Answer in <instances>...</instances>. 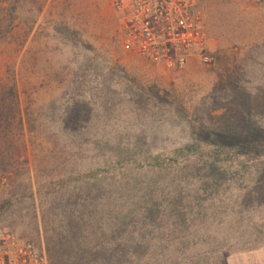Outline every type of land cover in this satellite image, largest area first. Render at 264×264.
Instances as JSON below:
<instances>
[{"label":"rangeland","instance_id":"obj_1","mask_svg":"<svg viewBox=\"0 0 264 264\" xmlns=\"http://www.w3.org/2000/svg\"><path fill=\"white\" fill-rule=\"evenodd\" d=\"M117 1L0 0V74L17 84L23 118L0 133V228L38 248L63 231L67 204L90 205L95 217L84 214L89 233L77 243L96 244L104 243V217L143 206L148 185L158 199L199 188L206 169L187 167L178 149L192 146L201 158L220 152L218 181L229 189L201 191L206 201L240 196L232 193L240 166L251 188L264 172V0H195L203 48L172 64L136 53L130 23L133 12L157 15L152 31L164 39L166 23L178 27L179 2L167 19L165 8L148 11L144 0L135 9V0L123 8ZM208 134L243 141L217 147ZM199 243L188 241L185 254ZM208 252V264H264V244Z\"/></svg>","mask_w":264,"mask_h":264},{"label":"trees","instance_id":"obj_2","mask_svg":"<svg viewBox=\"0 0 264 264\" xmlns=\"http://www.w3.org/2000/svg\"><path fill=\"white\" fill-rule=\"evenodd\" d=\"M16 86L15 82L11 83L0 74V133L7 131V123L12 118L18 119L21 125L23 123ZM258 136L256 132L251 135L255 140ZM206 138L208 144L217 147H232L243 141H232V138L213 134H208ZM234 141L236 144H233ZM192 149V146L178 149L174 152L175 157L181 156L186 166L196 168V171L206 169L203 174L206 181L193 191H187L186 185L179 186L171 193L174 195H163L161 199L153 196L152 186L148 185L149 196L143 206L134 207L125 216H114L109 212L104 217L108 223L102 235L104 243H77L78 239L86 238L89 233L85 228L84 214L89 216L90 205L86 210L85 207L78 209L72 203L67 204L63 210V231L57 238L47 235L44 249L50 264H148L147 261L152 260H156V264H175V260H180L181 264H201L202 261L208 264L211 257L208 249L213 246L217 251L224 250L230 255L234 251H249L264 244V172H255L257 182L251 188L244 182L249 180L246 176L248 173H245L248 168L242 165L238 169V181L241 183H237L232 191H240V196L230 194L231 198L228 199L206 201L201 191L208 193L222 189L223 192L229 189H223V181H218L217 171L223 164L220 163L221 154L214 150L201 158L200 155H192ZM193 158L195 161H192ZM187 192L192 194H187L189 198L185 200ZM92 208L94 211L97 209L96 203ZM193 240L200 243L193 253L185 254L187 248L184 245ZM186 255L191 256V263L182 258Z\"/></svg>","mask_w":264,"mask_h":264},{"label":"built area","instance_id":"obj_3","mask_svg":"<svg viewBox=\"0 0 264 264\" xmlns=\"http://www.w3.org/2000/svg\"><path fill=\"white\" fill-rule=\"evenodd\" d=\"M147 3V10L166 9V18L169 19L173 0H144ZM135 2L137 5H135ZM131 3L133 9L141 4V0ZM179 2V13H175L174 18L178 27L166 23L168 36L164 39H157L152 27L157 24V15H147L140 18L133 12L130 25V41L133 50L144 58L154 61H164L174 63L178 58L184 62L187 55L203 48L204 32L199 23H196L191 15L190 7L195 0H184ZM119 8L125 6V0H118ZM138 13V10H136ZM173 18V17H172ZM159 23V22H158ZM169 24V25H168ZM144 26L143 31H139L137 26ZM211 57L203 56L205 62H210ZM0 264H50L49 257L44 248H38L32 241L21 236L17 232L0 228Z\"/></svg>","mask_w":264,"mask_h":264}]
</instances>
